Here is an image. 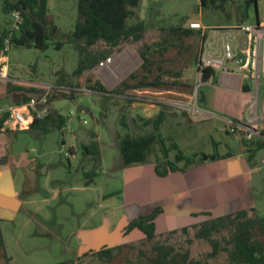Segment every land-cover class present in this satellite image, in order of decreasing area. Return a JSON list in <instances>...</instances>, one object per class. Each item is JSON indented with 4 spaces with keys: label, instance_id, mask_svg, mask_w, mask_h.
<instances>
[{
    "label": "rangeland",
    "instance_id": "1",
    "mask_svg": "<svg viewBox=\"0 0 264 264\" xmlns=\"http://www.w3.org/2000/svg\"><path fill=\"white\" fill-rule=\"evenodd\" d=\"M3 7L1 0L0 30L11 25V17L3 12ZM48 10L42 23L51 37L50 46L40 50L13 45L10 75L25 88L48 90L53 96L52 112L61 114V126L53 122L35 131H11L12 150L26 154L32 162L24 169L27 184L22 193V213L15 222L0 225V264H77L78 233L98 227L105 215L124 205L128 173L141 180L147 179L149 166H157L160 172L168 170L171 163L185 169V162H176L178 153L195 159L196 164L203 154L217 160L244 156L249 162L256 205L255 213L248 215L264 218V149L255 151L251 159L252 144L244 143L246 129L225 117L223 120L210 115L206 111L211 109L210 99L208 104L200 103V93L211 92L196 71L202 34L183 32L195 21L201 22L207 32L232 26H264V0H142L134 17L128 20L129 25L145 22L141 39L128 40L114 50L110 74L96 66L81 77L75 74L80 61L78 47L83 45L74 37L78 0H48ZM58 42L64 46L57 48ZM108 50L103 41L90 48L95 53ZM142 54L149 59L147 69L143 67ZM133 74L136 78L131 79ZM154 79L159 81L157 87L140 86L141 82ZM98 82L112 93L124 89V83L139 87L110 95L91 90ZM195 87L199 89L197 97ZM75 88L85 91L76 90L74 98L65 97ZM250 95L252 103L242 124L260 127L264 121V80L258 96L254 88ZM256 98L259 105L255 104ZM173 102L181 106L173 107ZM67 105H71L72 113L65 109ZM161 105L171 108L152 155L139 165L126 166L120 140L130 134L149 133L139 119L159 115ZM133 119L138 123L134 124ZM93 142L97 143L99 156L84 155L82 146ZM72 145L74 155L70 152ZM153 175L159 176L156 171ZM137 199L138 203L142 200ZM199 229L159 232L152 241L140 240L131 245L132 249H124L114 262L132 259L141 264L140 253L151 256L154 247L164 245L178 254L188 252L189 261L231 264L226 251L231 248L226 242L229 230L213 235L219 247L214 255L211 244L196 237ZM255 233L264 240L261 230L256 229Z\"/></svg>",
    "mask_w": 264,
    "mask_h": 264
},
{
    "label": "trees",
    "instance_id": "2",
    "mask_svg": "<svg viewBox=\"0 0 264 264\" xmlns=\"http://www.w3.org/2000/svg\"><path fill=\"white\" fill-rule=\"evenodd\" d=\"M1 1V0H0ZM249 2L256 3L257 0H248ZM142 0H78V21L75 26L74 37L77 40L83 41V45L78 47L80 54L79 66L75 74L79 77L84 72L90 71L98 66L102 61L111 57L114 50L119 48L120 45L128 40L139 41L142 37V32L145 28V22L140 21L136 24L129 25L128 20L133 18L137 9L140 7ZM18 11L24 18V23L21 30L16 33L12 40V45L35 47L40 50H46L50 46L51 37L42 23L47 18L48 14V0H17L12 2L11 0H4L3 12L6 15H11L12 12ZM178 31H182L179 28ZM186 35H191L194 30L183 31ZM10 34V26L0 30V50L3 47L4 39ZM100 41L106 43L110 50L105 52H91L90 48L95 47ZM57 48H62L64 43H55ZM200 55V53H199ZM143 60V67L147 69L149 59L145 54L141 55ZM197 58L196 62L198 63ZM216 71L212 69H206L202 72V81L207 82ZM136 78V75H131V79ZM149 79V77H146ZM159 81L154 79L153 81L141 82L140 86L146 89L155 88L158 86ZM124 89H117L116 91L108 92L107 89L98 82L91 87L94 92H104L110 95L124 94L125 90L137 89L139 86L132 87L124 83ZM245 92H250L252 87L250 83H246L243 86ZM15 92L21 93V100L19 105L27 102L33 96L38 97L46 92V89H39L36 87L25 88L18 83H7V95L10 96ZM75 90L70 92V96L65 97L74 98ZM50 104L53 96H49ZM0 99V106L2 104ZM159 115L144 118L140 117L139 122L142 123L148 131L147 134L140 135H127L119 142L120 151L123 162L126 166L139 165L145 162L153 153V148L158 144L159 133L161 127L166 120L169 106L161 105ZM53 112L42 121H35L31 127H35L39 123L49 120L53 116ZM123 117V122L125 121ZM234 123H239L238 120H232ZM6 117L0 119V132L4 128ZM125 123V122H124ZM133 123L137 124L138 120L133 119ZM252 144V159L254 152L264 149V121L261 126L259 136H254L252 140L248 141ZM64 143V141H63ZM247 143V140L244 142ZM84 155L99 156L97 143L93 142L88 146H82ZM215 156L203 154L200 163L208 161H216ZM176 162H185L186 168L180 169L175 167V164L166 171H158V167H155L156 173L160 177H165L170 173L177 171L185 172L187 169L196 165L195 159L188 158L182 153L176 155ZM90 176V174H89ZM249 212L255 213V208ZM249 212H239L235 214H229L221 217H211L210 214H200L202 216H208L209 218L198 222L192 226L183 228V232H187L189 229H196L200 227L196 237L208 241L214 248L213 254L218 253V241L214 240L213 235L219 234L221 230H229V237L226 238V242L230 243L231 248H228V257L231 264H264V240H260L256 236V229L262 231L264 234V218H250ZM161 209L157 208L153 213L138 217L133 220L127 227L128 235L132 231H139L143 234L142 240L152 241L158 236L156 219L160 215ZM198 215V216H200ZM199 225V226H198ZM198 226V227H197ZM132 249L133 246L127 245L124 247L116 248H103L98 252L87 253L83 257H95L102 262L112 263L120 254L124 252V249ZM82 257V258H83ZM143 260L146 264H200L199 262L189 261V253L178 254L174 252V249L164 245H158L154 247L153 254L151 256L145 253H140L139 259ZM137 260V261H138ZM128 260L127 263H130ZM60 264H71V262H65Z\"/></svg>",
    "mask_w": 264,
    "mask_h": 264
},
{
    "label": "crops",
    "instance_id": "3",
    "mask_svg": "<svg viewBox=\"0 0 264 264\" xmlns=\"http://www.w3.org/2000/svg\"><path fill=\"white\" fill-rule=\"evenodd\" d=\"M196 71L198 73L197 66ZM16 83L22 84L20 81ZM246 83L249 81L241 74L227 77L221 72H216L204 82L211 90L210 95L203 92L207 104L210 99L211 105V109L206 111L219 119L224 120L225 117L228 122L238 120L237 125L243 123V118L248 114V108L252 103L250 92L243 89ZM0 99L1 106L19 105L21 93L15 92L8 96L7 83H0ZM171 105L177 104L173 102ZM65 109L70 111L71 106L67 105ZM202 112L207 113L205 110ZM53 114L49 120L31 127L29 131H35L53 122L61 126V114L54 112ZM10 135V130L2 129L0 132V225L15 222L22 213L24 205L22 193L25 192L27 184L24 169L32 162L26 154L12 150ZM74 148V145L70 147L73 155ZM149 169L147 179L141 180L129 172L126 176L128 185L124 205L119 210L105 215L104 221L98 227L83 229L78 233L80 247L76 258L77 264H135L132 259L130 263H127V260L123 263L118 261L104 263L95 257L85 258L83 255L98 252L103 248L132 245L142 240L144 236L139 231H132L126 235L127 227L133 220L149 215L157 208L161 209L156 219L158 232L182 230L209 218L200 214L221 217L249 212L256 208L251 192L249 162L244 156L238 160L229 157L200 163L185 172L177 171L165 177L157 175L155 177L153 175L155 167L149 166ZM138 197L142 198L140 203L137 201ZM141 264L146 263L143 261Z\"/></svg>",
    "mask_w": 264,
    "mask_h": 264
},
{
    "label": "built area",
    "instance_id": "4",
    "mask_svg": "<svg viewBox=\"0 0 264 264\" xmlns=\"http://www.w3.org/2000/svg\"><path fill=\"white\" fill-rule=\"evenodd\" d=\"M10 17V34L5 37L3 47L0 50V83H16L10 75L9 55L13 46V37L21 30L24 18L18 11L12 12ZM189 26L191 30L202 34L201 50L197 63L200 76L202 77V72L206 69L221 72L227 77L241 74L244 79L250 82L258 96L261 81L264 80V26L259 24L232 26L215 28L211 32H207V29L199 21L192 22ZM114 61L115 56H111L102 61L96 69L110 74ZM83 91L85 90H79V92ZM198 93L199 89L195 92L196 97ZM49 96V91L46 90L41 96L32 97L21 105L0 106V119L6 117L3 129L10 131L29 130L35 121L45 120L51 113ZM255 104L259 105L258 98H256ZM70 112H73L72 109ZM238 126L246 129L247 141L260 135L261 126L243 125L242 123Z\"/></svg>",
    "mask_w": 264,
    "mask_h": 264
},
{
    "label": "water",
    "instance_id": "5",
    "mask_svg": "<svg viewBox=\"0 0 264 264\" xmlns=\"http://www.w3.org/2000/svg\"><path fill=\"white\" fill-rule=\"evenodd\" d=\"M200 103L204 104L206 103V97H205V94L203 92H201V99H200ZM71 105H69L70 107Z\"/></svg>",
    "mask_w": 264,
    "mask_h": 264
}]
</instances>
